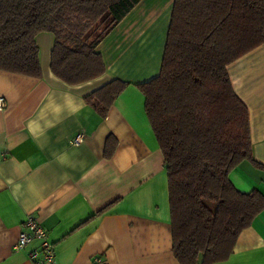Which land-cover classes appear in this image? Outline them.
Wrapping results in <instances>:
<instances>
[{"label":"crops","instance_id":"obj_1","mask_svg":"<svg viewBox=\"0 0 264 264\" xmlns=\"http://www.w3.org/2000/svg\"><path fill=\"white\" fill-rule=\"evenodd\" d=\"M172 4L140 0L97 45L106 71L96 79L70 86L54 76L49 32L36 36L40 78L0 70V264H36L31 253L42 256L38 239L13 247L28 217L53 244V262L43 264H180L163 155L136 86L159 73ZM227 72L248 109L255 160L228 177L240 192L264 196V43ZM113 79L127 85L101 117L84 96ZM80 131L83 140L71 144ZM214 264H264V209Z\"/></svg>","mask_w":264,"mask_h":264},{"label":"trees","instance_id":"obj_2","mask_svg":"<svg viewBox=\"0 0 264 264\" xmlns=\"http://www.w3.org/2000/svg\"><path fill=\"white\" fill-rule=\"evenodd\" d=\"M140 0H0V70L42 76L36 36L53 35L50 71L67 85L101 76V40ZM264 43V0H173L159 73L136 84L163 155L172 253L180 264H214L264 209L229 172L252 155L248 109L227 66ZM127 83L84 96L101 117ZM115 143L108 139L105 154Z\"/></svg>","mask_w":264,"mask_h":264},{"label":"built area","instance_id":"obj_3","mask_svg":"<svg viewBox=\"0 0 264 264\" xmlns=\"http://www.w3.org/2000/svg\"><path fill=\"white\" fill-rule=\"evenodd\" d=\"M6 106V99L3 96H0V110H3ZM84 137L83 132H78L71 139V144L78 145ZM26 231L20 232L16 242L14 243V248L19 249L23 248L26 244L34 239L40 240V250L42 251V256H38V251H33L31 253V258L34 259L36 264H43L45 262H53L54 251L53 244L48 238V232L44 227H42L33 217H28L26 222ZM93 261H97L94 258Z\"/></svg>","mask_w":264,"mask_h":264}]
</instances>
